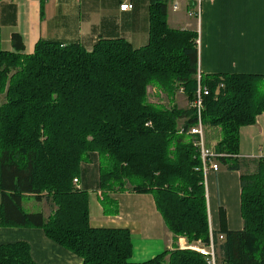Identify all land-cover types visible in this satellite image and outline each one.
I'll use <instances>...</instances> for the list:
<instances>
[{"label": "trees", "instance_id": "1", "mask_svg": "<svg viewBox=\"0 0 264 264\" xmlns=\"http://www.w3.org/2000/svg\"><path fill=\"white\" fill-rule=\"evenodd\" d=\"M169 3L150 0L149 43L139 49L124 39L100 40L91 51L41 40L24 55L19 34L13 52L0 49V228L41 229L83 264H137L130 230L93 228L89 193L74 184L98 156L104 206H116L114 192L152 195L174 239L209 245L205 177L190 134L198 123L192 105L199 35L169 27ZM201 85L209 91L204 124L221 133L217 162L241 173L244 228L229 230L220 208L217 257L222 264H264V158L240 156L241 130L264 114V75L201 74ZM150 88L170 106L149 102ZM182 91L189 108L175 105ZM24 199L47 202L51 212L29 213ZM0 264L37 263L30 246L18 242L0 245ZM141 264L208 263L179 248Z\"/></svg>", "mask_w": 264, "mask_h": 264}, {"label": "crops", "instance_id": "2", "mask_svg": "<svg viewBox=\"0 0 264 264\" xmlns=\"http://www.w3.org/2000/svg\"><path fill=\"white\" fill-rule=\"evenodd\" d=\"M123 2L0 0V49L14 51L13 34L22 36L24 55H32L41 40L65 46L80 44L91 51L100 40L124 39L133 48H142L149 43L150 0L135 3L134 9L128 12L120 10ZM170 3L173 11L168 12L169 27L199 35L201 74L264 75V0H202L199 23L188 14L196 3L194 0H170ZM4 103L5 94H0V106ZM206 132L207 146L214 150L221 133L215 129ZM240 156L264 158V114L257 118L255 125L241 130ZM96 158L83 167L79 179L80 187L89 193L93 228L130 230L134 247L132 262L137 264L186 244L184 238L174 239L152 195L114 192L109 195L116 206H104ZM206 184L210 229L220 231V208L223 207L229 230H243L241 173L220 166L218 172L207 176ZM18 242L30 246L37 264H83L82 259L49 240L41 229L0 228V245Z\"/></svg>", "mask_w": 264, "mask_h": 264}, {"label": "built area", "instance_id": "3", "mask_svg": "<svg viewBox=\"0 0 264 264\" xmlns=\"http://www.w3.org/2000/svg\"><path fill=\"white\" fill-rule=\"evenodd\" d=\"M141 0H124V2L120 5V10L122 12H128L134 9V4ZM196 3L194 4L195 10L193 13H190L189 16L192 18H196L198 23L200 22L201 18V1L202 0H194ZM178 8L175 6L174 10ZM198 47L200 46V40H197ZM198 92L195 101L193 102L192 107L197 112L198 116V123L190 130V134L195 137V146L199 152L200 159L202 162L201 168L198 170L202 173L207 179V176L211 172H218L220 170V165L218 164V158L222 157L223 155L218 154L215 150H211L208 148L206 143V131L207 128L203 121V112H204V98L205 96L209 95V91L206 88H203L201 85V71L198 70ZM183 92V91H182ZM74 184L80 188V182L78 179L74 180ZM220 241L224 240L223 236L219 237ZM181 249H184V245H180ZM191 249L196 253L203 256L208 264H217V251H216V244L214 242L213 231L210 229V243L208 246H204L201 242L195 248Z\"/></svg>", "mask_w": 264, "mask_h": 264}, {"label": "rangeland", "instance_id": "4", "mask_svg": "<svg viewBox=\"0 0 264 264\" xmlns=\"http://www.w3.org/2000/svg\"><path fill=\"white\" fill-rule=\"evenodd\" d=\"M169 10L173 11L172 10V3H169ZM194 10H195V6L192 5L191 8H190V11L188 12V14L193 13ZM194 20H195V18H194ZM148 100L151 103L162 104L164 106H170V104H169L170 102H169L168 97L165 94H163L160 90H158L156 88H150L149 89ZM174 102H175V105H177L180 108H184L185 109V108H189V106H190L188 98H187V96H185L183 94V92H180L177 95V97L174 100ZM244 132L245 131L242 132V137L244 136ZM206 135H207V132H206ZM217 145H218V143H216L215 149H216ZM243 146H244V144H243ZM95 157H97L96 161H97V165H99L100 159H99L98 156H95ZM246 159H252V158H246ZM255 170H256V166H252L251 167V172H254ZM82 174H83V171L81 173V176H82ZM205 187H206V192H207L206 180H205ZM23 206H24L25 210L27 212H29V213L45 212V215L48 216L49 213L51 212V207H50V205L47 202H44V203L40 204L35 199H24ZM185 242H186V244L184 243V249H182V250H186V249L192 250L191 247L195 248V247H197L199 245V243L189 244L188 241H186V240H185ZM217 264H222V261H220L219 254H218V257H217Z\"/></svg>", "mask_w": 264, "mask_h": 264}]
</instances>
